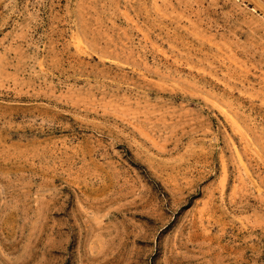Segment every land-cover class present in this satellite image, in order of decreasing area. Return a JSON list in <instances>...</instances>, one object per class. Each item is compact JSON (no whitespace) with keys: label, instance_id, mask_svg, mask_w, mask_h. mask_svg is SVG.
<instances>
[{"label":"rangeland","instance_id":"rangeland-1","mask_svg":"<svg viewBox=\"0 0 264 264\" xmlns=\"http://www.w3.org/2000/svg\"><path fill=\"white\" fill-rule=\"evenodd\" d=\"M0 264H264V0H0Z\"/></svg>","mask_w":264,"mask_h":264}]
</instances>
